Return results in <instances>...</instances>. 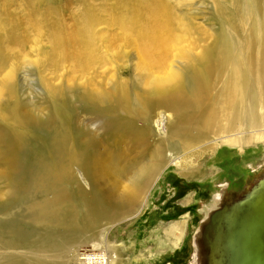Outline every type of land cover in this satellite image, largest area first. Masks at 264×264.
<instances>
[{
	"label": "bare ground",
	"instance_id": "1",
	"mask_svg": "<svg viewBox=\"0 0 264 264\" xmlns=\"http://www.w3.org/2000/svg\"><path fill=\"white\" fill-rule=\"evenodd\" d=\"M110 1L115 4L106 17L86 4L85 16L72 31L57 20L49 29L51 49L46 64L52 73L67 66L73 85L69 93L45 83V99L30 104L14 83L24 63L19 56L1 86L9 101L0 106V167L4 169L0 172V211L33 192L26 204L33 226L55 227L67 237L44 234L38 243L46 259L36 262L14 260L12 242L0 237V264H65L63 259L74 244L85 238L96 241L107 234V229H101L104 223L142 208L148 192L169 168L190 179L198 175L197 160L204 154L223 147L242 151L253 143H264V45L259 58L251 55L246 62H238L234 55L238 65L234 66L235 61L232 66L235 53L225 46L215 45L201 54L200 44L192 41L193 31L172 13L169 3ZM247 1L246 12L259 16L260 1ZM226 22L234 25L232 16ZM13 40L22 46L17 38ZM126 50L137 52V61L132 63L138 82L134 90H128L114 72L128 56ZM5 52L0 42V70L5 66ZM178 57L186 62H178L174 71L172 62ZM249 108L261 110L253 126ZM81 111L87 114L85 122L77 118ZM41 131L49 136L43 142L47 151L32 155L35 166L25 169L23 160ZM125 142L131 146L128 156L118 148ZM108 161L122 181L121 188L113 186L118 192L97 182L99 170L102 173ZM80 176L89 183L90 192L81 186L70 188ZM217 202L219 210L221 196ZM190 222L187 215L172 224L166 237L177 247L182 245ZM222 224L216 236L211 232L209 248L218 264H227L236 252L225 232L231 219ZM95 241L91 246L96 249L100 244ZM112 254L110 264H120L121 259Z\"/></svg>",
	"mask_w": 264,
	"mask_h": 264
},
{
	"label": "rangeland",
	"instance_id": "2",
	"mask_svg": "<svg viewBox=\"0 0 264 264\" xmlns=\"http://www.w3.org/2000/svg\"><path fill=\"white\" fill-rule=\"evenodd\" d=\"M160 1L169 3L173 8L172 13L180 22L188 24L187 28L194 34L192 41H197L201 46V54L206 48L208 52L215 45L225 46L235 53L232 57V66L236 61L234 55L238 62L243 60L246 62L251 55L256 58L261 56L264 45V0H259V16L250 15L249 10L246 12L247 0ZM86 4L97 15L106 17V13L114 7L115 1L0 0V42L6 51L3 54L5 66L0 70V106L9 101L6 98V91H2L1 86L11 72V67L17 64L16 56H19L20 60L23 59L24 63L19 67L14 83L17 91L28 98L30 104L46 96L45 83L64 88L66 93L73 89L72 83L68 80L67 66L58 73H52L47 67L46 54L51 49L49 29L57 20L67 28V31H72L85 16ZM221 9L224 13H221ZM231 16L234 25L226 22ZM255 25L258 29L254 28ZM15 38L22 46L14 42ZM126 52L128 56L114 68V72L117 78L125 82L128 90H134L138 82L132 63L137 61V52L136 50ZM192 53L199 56V52ZM237 61L234 66L238 65ZM178 62H186V59L176 58L172 62L174 71L179 68ZM24 65L29 67L24 68ZM196 69L199 70V66H196ZM248 111L251 115L249 124L253 126V121L260 115L261 110L252 111L249 108ZM78 117L85 122L87 114L82 112ZM48 137L46 131L40 132V139L32 145L28 158L23 160L25 169L35 166L32 155L41 150L46 153L47 147L43 142ZM124 145L118 148L120 151H127L125 154L128 156L131 153V146L126 142ZM199 147L201 146L197 148ZM197 162L198 175L190 179L180 177L174 167L166 170L160 181L148 192L142 208H138L136 213L125 218L102 225L101 229H107V234H101L96 241L93 240L100 244V247L95 249L91 246L94 243L92 239L85 238V241L72 246V252L63 259L64 263L86 264L84 261L86 256L109 257L113 253L112 255L121 259L120 264H203L200 257L203 256L204 260L209 258L206 249L211 253L209 246L212 240L206 242L202 240L208 237L211 239V232H214V229L208 225L211 224L214 214L222 210L224 201L230 202L233 196L240 198L246 191L250 192L255 185L263 190L264 143H253L242 151L229 147L215 149L211 154L202 155ZM106 164L102 166V173L99 170L97 182L106 189H113V186L121 188L122 181L117 176L116 168L109 161ZM2 171L4 169L0 167V172ZM124 185L126 186V181ZM78 186L85 189V192L91 191L89 183L82 176L77 178L70 188ZM33 196V192L20 196L4 211H0V237L12 242L14 247L10 252L14 254L12 257L17 262L46 259V255L40 253L38 243L44 234L59 233L61 237H67L65 231L55 227L41 229L33 226L26 216V204ZM218 196H221L223 201L219 210ZM38 199L39 197L36 200ZM187 215L191 216V222L186 229L183 244L177 247V243L171 237H166L165 232L172 224L183 220ZM76 256H79V261L76 260Z\"/></svg>",
	"mask_w": 264,
	"mask_h": 264
},
{
	"label": "water",
	"instance_id": "3",
	"mask_svg": "<svg viewBox=\"0 0 264 264\" xmlns=\"http://www.w3.org/2000/svg\"><path fill=\"white\" fill-rule=\"evenodd\" d=\"M256 186L240 198L233 196L230 202L224 201L222 211L215 214L216 217L214 216L211 222L216 236L222 223L231 219V225L225 228V232L236 253L230 255L227 264H264V189ZM223 216L228 219H223ZM208 238H203L202 241L206 242ZM201 254L203 255V252ZM206 254L209 255L207 260H204L202 255L200 257L203 264H218L214 250L210 253L206 249Z\"/></svg>",
	"mask_w": 264,
	"mask_h": 264
},
{
	"label": "built area",
	"instance_id": "4",
	"mask_svg": "<svg viewBox=\"0 0 264 264\" xmlns=\"http://www.w3.org/2000/svg\"><path fill=\"white\" fill-rule=\"evenodd\" d=\"M86 258V259H85ZM84 261L86 264H110L108 257L106 256H86Z\"/></svg>",
	"mask_w": 264,
	"mask_h": 264
}]
</instances>
